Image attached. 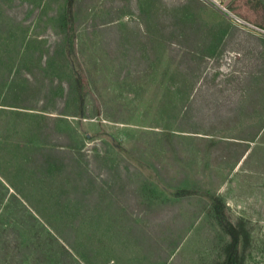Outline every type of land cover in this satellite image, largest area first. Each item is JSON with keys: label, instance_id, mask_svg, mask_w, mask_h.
Wrapping results in <instances>:
<instances>
[{"label": "rangeland", "instance_id": "rangeland-1", "mask_svg": "<svg viewBox=\"0 0 264 264\" xmlns=\"http://www.w3.org/2000/svg\"><path fill=\"white\" fill-rule=\"evenodd\" d=\"M67 1L0 0V169L44 224L32 247L0 236V264H215L229 244L264 264V0L189 2L174 28L72 0L74 33Z\"/></svg>", "mask_w": 264, "mask_h": 264}, {"label": "trees", "instance_id": "trees-1", "mask_svg": "<svg viewBox=\"0 0 264 264\" xmlns=\"http://www.w3.org/2000/svg\"><path fill=\"white\" fill-rule=\"evenodd\" d=\"M65 14L63 15V22H64V29H67L69 32H73V29L71 28L72 19H73V11H72V0H68L65 6ZM74 33V32H73ZM74 40L72 36H66L65 41V49L66 53L68 55V61H70V65H72V71L75 75L74 78V88L77 92V94L80 96V100H83L84 94L86 93V89L88 87V81L87 78L84 76V73L82 72V69L78 67V65L75 63L73 59L74 52ZM79 111H82V107H79ZM9 174H7L3 169H0V203H3V211H4V220H8V222H5L0 224V236H2L1 241L3 242V247L6 248L7 243L13 241L15 238H21V244L25 245V248L32 247L35 244V240L31 239L30 237H33L31 227L32 225L31 221H34L38 224V226H42L44 228L43 222L39 220V218L32 213V211L28 208V205L23 203L20 200V191L14 185V181L11 178H8ZM2 176V177H1ZM4 179V180H3ZM6 180V181H5ZM13 187V189L16 191L10 192V186ZM183 193L191 194L193 193V190H185L181 192V195ZM10 201H17L15 202V205H10ZM215 202V200H214ZM12 208L10 211L8 210ZM217 207V206H216ZM220 208V207H217ZM219 220H222V218L219 216ZM229 234H234L236 238H239V233L235 227V225H232L229 223L225 229ZM15 235V236H14ZM57 239V238H56ZM244 239H248V235L244 234ZM70 243V242H69ZM63 249L67 251V248L62 245ZM233 245L229 244L228 246V252L227 257L221 262H217L215 264H231L229 261L230 259V252ZM4 254V253H3ZM61 255V254H59ZM73 258V257H72ZM76 258V257H75ZM59 264H67V262L64 260H59ZM75 264H78L77 258L74 260Z\"/></svg>", "mask_w": 264, "mask_h": 264}, {"label": "crops", "instance_id": "crops-1", "mask_svg": "<svg viewBox=\"0 0 264 264\" xmlns=\"http://www.w3.org/2000/svg\"><path fill=\"white\" fill-rule=\"evenodd\" d=\"M137 7H138V12H141L142 15L144 16L145 12L146 13H159V11L165 12L163 11V9L159 8V6H163V8H165L166 10V18H168V25H170V27L174 28L175 24H173V19L176 18V15H178V13L180 12L181 8H183V12H187L189 11V2H196V0H135ZM200 5V4H199ZM202 6V5H200ZM180 7V9H179ZM178 8V10H177ZM170 13L172 15H170ZM150 17V16H149ZM150 21H151V17H150ZM132 27H134L132 25ZM138 27L140 28V34H145L144 31V24L143 21L138 19ZM237 140V139H235ZM238 142V141H236ZM249 148L247 150H245L242 153V156L244 157L247 152H248Z\"/></svg>", "mask_w": 264, "mask_h": 264}, {"label": "built area", "instance_id": "built-area-1", "mask_svg": "<svg viewBox=\"0 0 264 264\" xmlns=\"http://www.w3.org/2000/svg\"><path fill=\"white\" fill-rule=\"evenodd\" d=\"M236 20H237V22H239V23H246L245 21H243V19H240V18H238V17H236ZM248 24V23H247Z\"/></svg>", "mask_w": 264, "mask_h": 264}]
</instances>
